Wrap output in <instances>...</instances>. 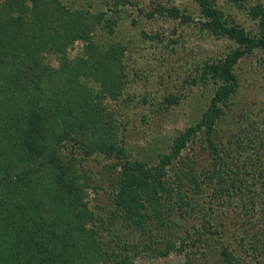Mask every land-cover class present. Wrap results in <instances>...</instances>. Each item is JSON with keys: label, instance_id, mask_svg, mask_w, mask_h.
<instances>
[{"label": "trees", "instance_id": "16d2710c", "mask_svg": "<svg viewBox=\"0 0 264 264\" xmlns=\"http://www.w3.org/2000/svg\"><path fill=\"white\" fill-rule=\"evenodd\" d=\"M23 1L14 3L16 12L0 1V264H136V252L165 255L176 245L186 264H208L211 252L221 264H254L258 250V257L263 256L264 160L254 157V168L232 165L218 147L225 140L215 142L223 103L238 87L233 65L254 46L264 47L262 11H253L261 24L254 38L228 25L214 0H195L202 29L238 45L208 64L217 88L200 119L179 132L169 153L150 165L129 158L117 144V133L110 140L99 133L94 143L85 142L92 128L106 129L109 116L101 100L103 89L81 85L73 69L78 60L69 50L82 42L88 51L85 61L96 58L91 44L99 22L87 26L86 13L65 12L52 0H32L30 7L21 5ZM167 12L190 19L175 6ZM117 47L111 45L102 57ZM50 57L58 64L51 65ZM198 135L204 136L203 151L211 163L185 152ZM66 142L78 143L86 156L99 150L114 159L111 165L105 162L110 173L102 174L112 198L108 211L90 206L91 176L79 167L82 156L76 163L70 156L62 158ZM258 176L262 184L255 190ZM214 217L218 223L211 222ZM190 218L193 223L187 225ZM125 231L138 234V241L130 242ZM234 232L248 236L242 249L249 250L252 259L243 260L229 248Z\"/></svg>", "mask_w": 264, "mask_h": 264}, {"label": "rangeland", "instance_id": "374dc122", "mask_svg": "<svg viewBox=\"0 0 264 264\" xmlns=\"http://www.w3.org/2000/svg\"><path fill=\"white\" fill-rule=\"evenodd\" d=\"M0 1L7 10L17 11L14 3L18 0ZM23 2L21 5H32V0ZM51 3H58L65 12L86 13L87 26L99 22L91 44L96 58L85 61L88 51L82 42H75L69 50V56L78 60L73 69H77L81 85L103 89L101 100L104 99L109 116L110 127L105 125L106 129L100 131L92 128L90 140L85 142L94 143L99 133L105 134L108 140L117 133V144L129 152V158L157 164L161 154L169 153L174 137L199 120L207 108L217 88L216 81L207 73L208 64L233 52L238 44L225 36L216 37L208 28L202 29L199 22L203 17L195 0H52ZM213 3L228 25L242 28L250 37L260 35V18L253 11L261 10L264 14V0H214ZM173 6L190 19L184 21L170 15L167 9ZM111 45L119 47L107 58L102 57ZM117 50L116 59L113 54ZM50 64L57 65L58 60L50 57ZM233 66L238 87L231 99L223 103L215 142L221 144L225 140L224 145L217 146L232 165L254 168L251 166L254 157L264 160V47L254 46ZM201 137L198 135L189 143L185 152L199 154L206 163H211L207 151H203L206 145L204 136ZM73 144L65 143L63 151L60 150L62 158L70 156L75 163L79 156L84 158L79 167L92 179L87 187L90 206L105 207L108 211L112 198L108 197L109 186L102 174L110 173L108 166L114 159H106L99 150L86 156L84 148ZM107 160L109 164L105 163ZM261 184L258 176L252 188L258 190ZM213 221L219 222L217 217ZM192 223L190 218L187 225ZM245 235V232H234L228 245L243 260H250L253 256L249 250L242 249L249 242ZM125 236L130 242L135 240L134 244L138 241V234L133 232L125 231ZM259 240H264V234ZM163 246V243L159 245L160 250ZM175 247L165 255L156 256L143 254L141 250L134 254L135 263L186 264L183 251L178 250V245ZM259 252L255 253L254 264H264V252L258 257ZM206 262L222 263L213 252L208 254ZM78 264H83V260Z\"/></svg>", "mask_w": 264, "mask_h": 264}]
</instances>
